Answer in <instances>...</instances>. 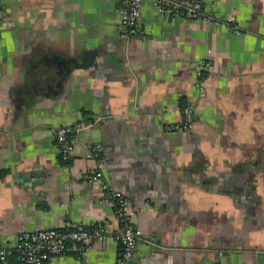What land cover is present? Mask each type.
Returning a JSON list of instances; mask_svg holds the SVG:
<instances>
[{"label":"crops","instance_id":"1","mask_svg":"<svg viewBox=\"0 0 264 264\" xmlns=\"http://www.w3.org/2000/svg\"><path fill=\"white\" fill-rule=\"evenodd\" d=\"M121 4L0 0V248L66 221L120 231L88 181L97 143L140 231L125 264H264V0H206L220 26L145 0L131 38ZM189 104L194 125L173 131ZM63 125L79 126L67 162ZM122 253L112 236L44 264H121Z\"/></svg>","mask_w":264,"mask_h":264},{"label":"built area","instance_id":"2","mask_svg":"<svg viewBox=\"0 0 264 264\" xmlns=\"http://www.w3.org/2000/svg\"><path fill=\"white\" fill-rule=\"evenodd\" d=\"M145 0H122L120 11L121 34L125 38L141 35L142 6ZM160 14L164 16H182L192 19H203L217 26L224 24L219 17L206 13V0H153ZM1 33V31H0ZM207 63H204L206 65ZM203 76L200 75L198 85L202 89ZM183 121L172 127L173 131L190 129L195 122L194 105L184 108ZM79 126L63 125L56 131V139L63 159H71ZM89 155L98 162L97 169L88 177V181L98 184L104 191L105 201L112 204L116 214L122 220V227L116 234L101 224L85 225L83 223L66 221L60 228H47L25 231L18 237L17 243L0 248V264H7L16 259L18 264H44L50 259L66 253H74L82 257L95 243L110 237L118 239L123 246L121 264L130 261L135 253L140 239V231L131 222L125 210V202L121 193L112 188L107 181L104 168L105 162L101 157L102 147L97 143L88 144Z\"/></svg>","mask_w":264,"mask_h":264},{"label":"trees","instance_id":"3","mask_svg":"<svg viewBox=\"0 0 264 264\" xmlns=\"http://www.w3.org/2000/svg\"><path fill=\"white\" fill-rule=\"evenodd\" d=\"M1 174V173H0ZM12 260V259H11ZM16 260V259H15ZM17 262V261H16ZM18 264V263H17Z\"/></svg>","mask_w":264,"mask_h":264}]
</instances>
